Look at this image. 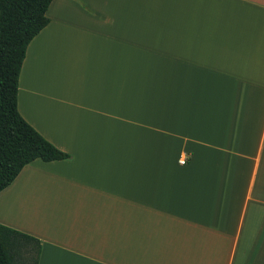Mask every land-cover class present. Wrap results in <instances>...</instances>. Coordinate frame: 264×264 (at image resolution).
<instances>
[{
	"label": "crops",
	"instance_id": "0c3cea01",
	"mask_svg": "<svg viewBox=\"0 0 264 264\" xmlns=\"http://www.w3.org/2000/svg\"><path fill=\"white\" fill-rule=\"evenodd\" d=\"M0 223L37 264H264V0H52ZM185 160L181 163L180 160Z\"/></svg>",
	"mask_w": 264,
	"mask_h": 264
},
{
	"label": "trees",
	"instance_id": "16d2710c",
	"mask_svg": "<svg viewBox=\"0 0 264 264\" xmlns=\"http://www.w3.org/2000/svg\"><path fill=\"white\" fill-rule=\"evenodd\" d=\"M52 0H0V191L21 168L39 158L68 159L31 126L17 108L21 65L30 40L49 22ZM36 238L0 223V264H37Z\"/></svg>",
	"mask_w": 264,
	"mask_h": 264
},
{
	"label": "built area",
	"instance_id": "2783aa9c",
	"mask_svg": "<svg viewBox=\"0 0 264 264\" xmlns=\"http://www.w3.org/2000/svg\"><path fill=\"white\" fill-rule=\"evenodd\" d=\"M181 162H184V160H180Z\"/></svg>",
	"mask_w": 264,
	"mask_h": 264
},
{
	"label": "rangeland",
	"instance_id": "374dc122",
	"mask_svg": "<svg viewBox=\"0 0 264 264\" xmlns=\"http://www.w3.org/2000/svg\"><path fill=\"white\" fill-rule=\"evenodd\" d=\"M182 160V159H181ZM181 162V161H180ZM184 162H185V160H184ZM184 162H181V163H184Z\"/></svg>",
	"mask_w": 264,
	"mask_h": 264
}]
</instances>
